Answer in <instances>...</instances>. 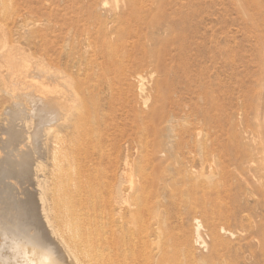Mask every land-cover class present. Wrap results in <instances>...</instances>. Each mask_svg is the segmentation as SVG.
I'll use <instances>...</instances> for the list:
<instances>
[{"label": "rangeland", "instance_id": "1", "mask_svg": "<svg viewBox=\"0 0 264 264\" xmlns=\"http://www.w3.org/2000/svg\"><path fill=\"white\" fill-rule=\"evenodd\" d=\"M18 1L24 5L21 8L22 13L25 12L26 6L36 12L34 18L43 22L41 25L38 24V27L48 28L49 25H45L47 21L44 23V20H49L51 28L45 30V33L55 28L62 33L58 47L61 46L63 37L66 36L69 28L72 27L71 35H76V42L82 39L85 42V39H89L87 47L86 44L84 45L87 48V57L94 53L92 50L95 45L100 47L102 43L111 41L110 43L123 56L127 64L129 81L120 85L123 96L117 100L116 107L111 113L107 112V107L104 110H98V107H95L96 104L103 102L95 98L92 101L93 104L90 103L87 106V112L82 109L77 110V129L74 127L70 132L67 154L63 157L61 170L56 173L54 184L56 189L53 190V197L56 199L53 198V203L56 202V206L60 207L63 212L64 216L60 224L62 226L70 224L66 233L67 238L74 240L78 248L83 247L86 251H83V248H80L81 253L76 251L77 259L79 258L83 264L98 263L100 251L98 231L100 228L97 218L99 211L95 208L99 207L100 203L98 197L96 198L98 192L88 190L84 183H86V178L98 180L97 170L101 169V165H97L96 169H89L76 159L75 154L80 147H88L90 141L86 139L90 135L93 148H96L98 154L103 155V160H105V156L112 152L113 139L120 137L121 131L130 130L131 124L127 119L129 113L134 116L139 114L137 112H142L140 114L144 116L150 111L149 123L147 118L144 119L150 148L151 143L163 142L171 145L175 152L180 153V144L193 146L197 140H200L225 160H229L234 153L244 150L255 161L254 166H246L242 169H235L232 165L226 186L220 187L217 194L213 192L206 195L205 198L210 199L205 200L204 203L201 202L204 201L201 198L202 200L196 205L188 203L180 208L179 184L176 190L179 200L174 204L175 206H171L168 214L162 212L164 207L160 202L155 201L158 193L160 195L158 197L163 199L164 190L161 188L158 193L152 191L149 196L152 215L147 223V233L153 250L158 248L166 250L172 264H187L192 252L189 249L180 248V240L183 238L185 241L195 242L194 217L198 216L202 219L201 233L206 237L205 208L208 213L222 209H235L243 215L244 223L241 225L231 222V228L236 232L237 237L252 238V245L247 248L245 254L239 255L238 259L232 258L237 264H264L263 260L257 263L258 260L254 256V253H257L258 257L259 246L264 244V190L261 188V184H264V171L261 169L264 166V122L259 123L260 119L264 120V89H262L264 88V0H160V10L158 9L146 19L139 15L135 19H130L125 30L119 32L108 27L102 32L98 20L100 16L102 23L106 22V9L113 7L116 0ZM121 2L122 0H118V3ZM139 2L143 5L150 3L149 0H139ZM7 11V5H4L1 0L0 20ZM55 24L58 28L54 26ZM165 29L166 32L161 33ZM162 40H164L163 43ZM134 75H142L145 78L147 95L138 94V81L134 79ZM146 96L149 98L148 105L145 104ZM155 109L159 112L157 115H155ZM95 115L99 116L96 120ZM104 117L107 123L103 122L106 121ZM20 128L22 126L18 129L23 131V128ZM137 131L139 129L136 127ZM198 131L202 133L200 139L196 137ZM9 137L6 135V139H2L1 136L2 141L0 140L1 157L2 159L4 157L6 161L5 170H11L10 162L18 158L20 160L23 151L26 150L24 149L26 142L22 138L16 140L10 137V140ZM158 156L162 165L169 162L168 153H160ZM142 165H147V161L137 155L136 173ZM149 166L147 165L148 172H152V166ZM195 168L200 170L202 167L198 164ZM13 176L16 177L12 179L6 172L0 173V229L3 227L0 230V259L2 260L0 264L3 261L4 264L10 262V264H19L23 258L25 263V257L28 254L27 260L32 259L30 261L32 262L35 257H33L32 252L34 251L32 250H38V244L42 246L48 243L58 250L54 259L59 262L63 261V264H74L67 250L62 247V241L58 236L55 237L52 232L50 233L52 227L46 224L47 219L44 217L40 201H36V209L30 204L21 207L20 199L25 200L26 193H34L31 186L35 181L33 176L28 173L15 174V172ZM94 197L98 202H95ZM93 199L94 202H91ZM159 212L161 215L157 216ZM180 215L183 218H180ZM34 222L36 226L33 225ZM42 226L45 228L43 229ZM83 241H86V244ZM18 242L23 246L19 247L22 249L21 252L16 247L19 246ZM90 243L93 245L88 247ZM27 245L32 246L33 249ZM24 248L27 252H23ZM30 251L32 252L29 253ZM25 252L26 256L23 254L24 257L17 256L18 253ZM193 252L197 257L207 256L210 249L206 250L194 243ZM27 262L35 264L36 258L32 263L29 260Z\"/></svg>", "mask_w": 264, "mask_h": 264}, {"label": "bare ground", "instance_id": "2", "mask_svg": "<svg viewBox=\"0 0 264 264\" xmlns=\"http://www.w3.org/2000/svg\"><path fill=\"white\" fill-rule=\"evenodd\" d=\"M149 2V4L143 5L139 0H122L121 3L116 0L113 7L106 9L107 20L105 23H102L103 20L100 16L98 17L100 30L103 32L108 27L117 32L123 31L126 25L130 23V19H135L138 15L146 19L158 9L160 10V0H149ZM2 3L7 5L8 11L0 20V140L1 136L2 139H6V135L16 140H21L20 138H22L26 142L25 148L23 147L26 150L23 151L20 160L18 157V160L15 161L11 159L12 162H10L9 166L11 170L4 169L6 161L4 157L2 159V154L0 153V173L6 172L12 179L16 177L13 176L14 172L20 175L28 173L33 176L32 178L35 181L30 184L34 193H26V199H20V202H22L21 207L30 204L32 208L36 209V201H40L39 203L42 204V211L45 215L43 216L47 219L46 224H50L49 226L52 227L50 233L52 232L55 237L58 236L59 240L62 241V247L67 250V254L69 258L71 257L74 264H83L79 261V258L77 259L75 254L76 251L81 253L80 251L83 247L78 248L74 240L67 238L66 233L70 224L67 223L65 226L60 224V220L64 215L60 207L56 206L57 203H53V190L56 189V185H54L56 173L61 170L63 157L67 154L70 132L77 126V110L82 109V111L87 112V106L90 103L93 104L92 101L95 98L103 102L96 104L95 107H98V110H104L107 107V112L111 113L112 109L116 107L117 100L123 96L120 85L129 81L127 64L123 56L110 43L111 41L102 43L101 46L103 48L95 45L92 50L94 53L87 57L86 47L89 39H85V37V42L83 39L80 42H76V35H71L72 27L69 28L70 30L66 36L63 37L61 46L58 47L62 33L55 30L56 28L54 30L51 29L49 33H45L44 31L49 29L51 25L48 19L44 20V23L47 21L45 25H49V27L40 28L38 24L41 25L43 22H39V20L34 18L36 12H33L30 7L26 6L25 12L22 13L21 8L24 5L19 3L18 0H2ZM240 11L242 12V8ZM54 26L57 27L56 24ZM91 29L93 28L91 27ZM164 32H166V29L161 33ZM100 35L98 36L100 37ZM104 35L105 37L107 36L106 33ZM161 42L163 43L164 40ZM85 44L86 47L84 46ZM134 76V79L138 81V94L140 96L147 95L145 93V78L142 75ZM157 97L159 96L157 95ZM146 98L145 104L148 105L149 98L148 96ZM155 106L157 107V105ZM154 112H156V109ZM157 112L155 115H157ZM137 113L139 114L134 115L135 117L129 113L127 119L131 124L130 130L121 131V136L113 139L112 152L105 156V160H103L104 156L98 154L97 149L93 148L94 145L91 144L90 135L86 139V141H90L88 147H80L77 154H75L76 159L89 169H96L97 165H101V169L97 170L98 180L86 178V183H84L88 190L98 192L96 198L98 197L97 199H99L100 203L99 207L95 208L99 211L97 218L99 219L100 228L98 231L100 251L97 264H172L169 261L167 251L159 248L154 251L148 237L147 223L152 215L149 206V196L152 191L158 193L159 189L162 188L164 190L163 199L161 200L158 197L160 196L158 193L155 201L160 202L164 207L162 212L168 214L171 206L179 200L176 191L179 184L180 208L188 203L196 205L198 201L202 200L201 198L204 200L201 202L204 203L205 200L210 199L209 197L205 198L206 195L213 192L217 194L220 187L226 186L232 165L235 169H242L255 164L254 159L247 151L241 150L238 153H234L229 160H225L215 150L211 149L209 145L200 140H197L193 146L180 144V153L175 152L171 145L163 142L158 144L151 143L152 147L150 148L144 122V119L147 118L149 123L151 118L150 111L144 116L140 114L142 112ZM98 118L99 116L95 115V120ZM104 118L106 121L103 122L107 123L106 117ZM263 122V118L259 120L260 124ZM21 126L23 131L18 129ZM146 126H148L147 122ZM136 127L139 129L137 132ZM196 137L197 139L202 138V133L198 131ZM164 152L168 153L169 162L166 165H162L158 160V155ZM12 155L15 156V154ZM137 155L146 159L147 165L152 166V172H148L147 165H142L136 173ZM198 164L202 167L201 169L199 168L200 170L195 168ZM261 169L264 171V166ZM261 188L264 190V184H261ZM165 190L167 194H165ZM28 192L31 193V191ZM80 195H77V197H81ZM96 198L94 197V199ZM94 199L91 202H94ZM204 211L206 237L201 233L203 230L202 219L195 216V242H188L183 238L180 240V248L189 249L192 252L187 264H237L232 257L238 259L239 255L245 254L248 250L247 248L252 245V238L237 237L236 232L231 228V222L240 223L241 225L244 223L243 215L235 209H222L208 213L205 208ZM29 212L31 211L29 210ZM84 212L86 211L84 210ZM81 214H83V211ZM160 215L161 212L157 213V216ZM33 216L36 217L35 215ZM93 218L95 217L93 216ZM180 218H183L182 215H180ZM18 221L21 222L20 220ZM35 222L33 225H35ZM1 228L3 229V227ZM233 238L234 240H232ZM24 240L26 241V239ZM19 242L17 245L20 243L23 245L22 242ZM83 242L86 244V241ZM152 243L154 242L152 241ZM194 243L206 250L210 249L209 255L195 256L193 252ZM9 244L11 243L9 242ZM21 245L16 247L19 248ZM24 245H26L25 242ZM90 245L92 246L93 243H90L88 247ZM38 246L39 251L37 249L35 251L30 246L33 249L30 250L34 252L30 251L29 253L32 252L34 253L33 257L35 256L32 262L36 258L35 264H63V261L59 262V260L54 259V255L58 250L52 244L48 243L42 246L38 244ZM20 250L22 251L21 248H19V252H21ZM24 251L27 252L25 248ZM83 251H85L84 248ZM26 252L18 253L17 256H22V254L26 256ZM28 256L25 257V263L23 258L22 262L24 264H28L27 261L29 260L30 262L32 260H27ZM254 256L258 260L257 263L261 262V260L264 262V244L259 246L258 257L257 253H254ZM3 262L1 263L4 264ZM22 262L19 264H23ZM5 263L7 262L5 261ZM15 263L18 262L15 261Z\"/></svg>", "mask_w": 264, "mask_h": 264}]
</instances>
